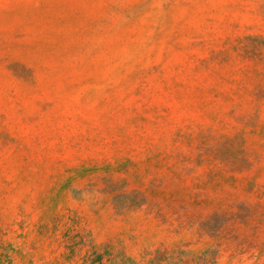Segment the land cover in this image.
<instances>
[{"label":"rangeland","instance_id":"obj_1","mask_svg":"<svg viewBox=\"0 0 264 264\" xmlns=\"http://www.w3.org/2000/svg\"><path fill=\"white\" fill-rule=\"evenodd\" d=\"M0 264H264V0H0Z\"/></svg>","mask_w":264,"mask_h":264}]
</instances>
